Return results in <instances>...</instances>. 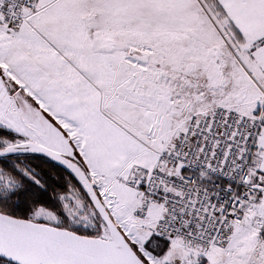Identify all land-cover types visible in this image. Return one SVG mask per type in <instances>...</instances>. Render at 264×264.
Segmentation results:
<instances>
[{
  "label": "snow or ice",
  "instance_id": "snow-or-ice-1",
  "mask_svg": "<svg viewBox=\"0 0 264 264\" xmlns=\"http://www.w3.org/2000/svg\"><path fill=\"white\" fill-rule=\"evenodd\" d=\"M0 264H264V0H0Z\"/></svg>",
  "mask_w": 264,
  "mask_h": 264
}]
</instances>
